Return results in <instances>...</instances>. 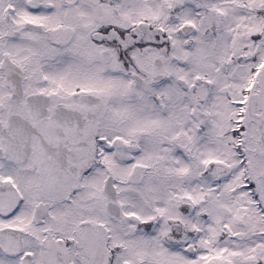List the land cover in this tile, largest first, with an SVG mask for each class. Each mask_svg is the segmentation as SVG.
<instances>
[{
    "label": "snow or ice",
    "instance_id": "obj_1",
    "mask_svg": "<svg viewBox=\"0 0 264 264\" xmlns=\"http://www.w3.org/2000/svg\"><path fill=\"white\" fill-rule=\"evenodd\" d=\"M0 264H264V0H0Z\"/></svg>",
    "mask_w": 264,
    "mask_h": 264
}]
</instances>
